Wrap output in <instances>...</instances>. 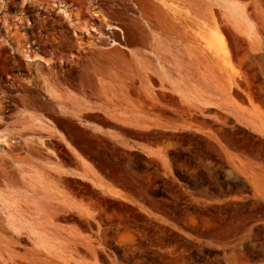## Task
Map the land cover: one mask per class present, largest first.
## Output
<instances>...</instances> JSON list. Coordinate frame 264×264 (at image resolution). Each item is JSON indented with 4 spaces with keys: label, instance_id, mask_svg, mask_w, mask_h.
Returning a JSON list of instances; mask_svg holds the SVG:
<instances>
[{
    "label": "rangeland",
    "instance_id": "obj_1",
    "mask_svg": "<svg viewBox=\"0 0 264 264\" xmlns=\"http://www.w3.org/2000/svg\"><path fill=\"white\" fill-rule=\"evenodd\" d=\"M0 264H264V0H0Z\"/></svg>",
    "mask_w": 264,
    "mask_h": 264
},
{
    "label": "trees",
    "instance_id": "obj_2",
    "mask_svg": "<svg viewBox=\"0 0 264 264\" xmlns=\"http://www.w3.org/2000/svg\"><path fill=\"white\" fill-rule=\"evenodd\" d=\"M184 184H185L186 186H188L190 189H192V188H193V185H192V183L185 182Z\"/></svg>",
    "mask_w": 264,
    "mask_h": 264
}]
</instances>
